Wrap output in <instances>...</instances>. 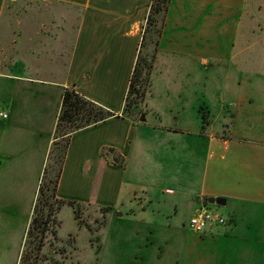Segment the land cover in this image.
<instances>
[{"label":"rangeland","instance_id":"1","mask_svg":"<svg viewBox=\"0 0 264 264\" xmlns=\"http://www.w3.org/2000/svg\"><path fill=\"white\" fill-rule=\"evenodd\" d=\"M234 1L238 4L236 26L229 23V17L223 18V13L226 12H221L219 7L212 3L207 2L201 6L196 2L195 5H189L187 3L189 1L181 3L180 0H151L136 54V57L139 55L148 60L153 57L152 69L148 77L149 85L145 87L142 100L135 112L127 113L123 110V115L136 121L140 120L145 96L150 91L148 107H153V112H150L148 117L149 123L152 126H168L177 120L178 125L180 124L185 131L180 144L195 139L194 135L199 131L205 132V137L209 136L210 131L213 135L230 136L232 115L235 116L236 136L244 134L258 137L264 133V0ZM41 4L37 0H7L0 20V113L8 115L7 111L12 112L7 119H0V167H2L0 169V264H138V260L140 262L142 259L138 256L143 254L147 257V264H175L174 253L176 247L180 245V235L188 229L186 218L190 215H187L189 211L187 204L195 202V198L199 197L192 193L198 191V181L202 174L199 166L200 153L193 151L192 156L190 154L185 156L186 151L181 155L179 148L171 152L169 146H174V142L179 138L161 134L159 140L158 135L154 136L159 132L150 127L140 130L148 133V140L156 141V145H160L161 153H158V160L162 165L156 164L155 173L145 179L143 177V182L155 181L156 184L163 186L161 189L168 186L177 191L172 197L174 199L162 195L163 198L169 197L171 200H169V216L176 213L170 212L172 201H177L178 205L177 215L166 218L170 224L169 254L163 249L160 258H156V249H148L145 252L143 248L141 251L138 250L137 244H140V241L132 232L134 228L132 222L121 225L114 221L109 223L105 218L106 210L90 207H79L76 219L73 209L71 214L70 207L55 209L54 205L53 212L49 215L51 222L47 224V231L39 238V242L33 240L32 235L35 232L27 235L32 208L36 202L39 186L44 180L45 171L52 165V170H48L50 172L48 178L52 180L58 167V156L67 139L65 135L64 139L59 137L55 140L54 128L52 144L55 141L57 148L54 149L52 159H49V153L53 146L51 145L52 148L49 149L34 199L32 182L35 184V176L32 181V175L28 172L33 165L32 161L36 160L37 163V159L44 152L45 133L41 128L46 127L48 120L54 115L57 106L55 94L57 88L48 86L47 83L13 77L19 78L26 72L25 65H22L19 47L21 32L19 23L22 12L27 8L48 12L61 9L53 5L44 7L45 5ZM185 7L187 13L182 27L170 24L165 33V42L163 40L165 45H169V36H171L181 49L179 53L171 56L175 60L169 57V53H167L168 57L162 53L160 55L162 59H158V69L154 71L156 52L166 17L170 11L172 13L184 11ZM154 9L156 10L153 11ZM183 11L181 18L184 15ZM34 20L31 25L33 29L36 28V19ZM42 20H48L47 16H43ZM189 29L195 33L191 35ZM44 31L33 38V43L38 44L39 49H36L35 45L32 48H34L33 53L43 52L49 58L50 52L54 54L58 51L41 49L43 47L52 49L51 44L59 43L61 37L53 31L54 35L52 30ZM46 42L50 44L45 45ZM42 43L44 45H41ZM199 48L207 55L199 57L204 59L199 66L201 73L195 71L193 59ZM33 63V68H37L36 62ZM176 70L180 72L177 73ZM32 73L27 74L32 75ZM44 75L50 76L48 72ZM7 76L11 79L7 80ZM41 88H47L52 92L51 98L44 102L38 94ZM43 122L45 125L41 124ZM27 160L29 169L23 172L21 165L27 164ZM23 177L27 184L26 188H24L26 184L23 187L17 184L23 182ZM163 179H167L169 185H165ZM49 203L43 200L37 205L39 210L37 217L42 216L44 220ZM204 204L203 206L226 220L222 228L226 227L233 217L229 210L238 206L231 202L224 206L209 205L206 202ZM235 210L238 215L237 217L234 215L237 227L232 234L239 238L245 235L253 236L255 230L249 231L245 228L253 219L249 217L251 212L246 210L240 212L237 208ZM154 219L155 222L160 223L165 220L159 215ZM235 264H238L237 260Z\"/></svg>","mask_w":264,"mask_h":264},{"label":"crops","instance_id":"2","mask_svg":"<svg viewBox=\"0 0 264 264\" xmlns=\"http://www.w3.org/2000/svg\"><path fill=\"white\" fill-rule=\"evenodd\" d=\"M37 1L45 5L44 7L53 5L61 9L48 12L37 8L36 10L27 8L22 12L19 23L21 27L20 57L26 72L19 78L17 76L13 78L47 83L48 86L57 88L56 110L46 127L41 128L45 133L44 152L37 159V163L36 160L32 161L33 165L28 172L32 175V181L35 176V184L32 182L34 199L39 176L52 145V132L60 110L63 91L74 89L86 99L113 112L115 116L70 136L56 187L57 199L75 202L79 207L106 210L105 218L109 223L114 221L121 225L132 222L134 227L132 232L140 241V244H137L138 250L141 251L143 248L145 252L148 249H156V258H160L159 255L163 254V249L169 254L170 224L166 218L177 215L178 205L177 201H172L170 212L176 213L169 216L170 199L163 198L162 195L174 199L172 197L177 191L168 186L161 189L163 186L156 184L154 180L153 183L143 182L145 177L155 173L156 164L162 165L158 160V153H161L160 145H156V141L148 140V133L142 131L150 127L159 132L154 135H158L159 140L161 134L179 138L176 141L177 144L174 142V146H169L171 152L179 148L181 155H184L183 152L186 151L185 156L188 154L192 156L193 151L200 153L199 166H201L202 174L198 181V191L192 193L199 197L195 198L196 203L188 202L187 215L190 216H187L186 222L205 205L207 199L223 198L226 201L225 205L231 202L238 205L235 208L240 212L241 210L251 212L249 217L253 219L245 228L256 232L253 236L245 235L242 236L243 238L232 234L237 227L235 217L238 216L235 208H232L229 212L233 217L224 228L212 226L200 234L189 229L184 230L179 238L180 245L175 249L174 263L235 264L237 260L238 264H264V133L258 137L244 134L236 136L235 116L232 115L230 136L213 135L210 131L209 136L205 137V132L199 131L194 135L195 139L180 144L185 131L180 124L178 125L177 120L168 126H152L149 123L148 117L150 112H153V107H148L150 91L145 96L140 120L136 121L123 115L128 81L151 0ZM180 1L181 3L189 1L187 2L189 5L197 3L201 6L207 2L212 3L219 7L221 12H226L223 13V18L229 17L231 25L237 24L238 4L234 0L232 3L231 0ZM6 2L7 0H0V20ZM182 11H174V13L170 11L166 17L156 52L154 71L158 69L157 63L158 59H162L160 56L162 53L166 57L169 53V57L172 58L171 56L179 53L181 49L171 36H169V45H165L164 38L170 24L182 27L187 13L186 7L181 18ZM43 16H47L48 20L43 21ZM34 18L36 19L35 29L31 26L35 22ZM44 30H52L61 37L59 43L51 44L52 49L45 47L41 49L58 51L54 54L50 52L49 58L43 52L42 54L33 53L34 48H32L35 45V48L39 49V45L33 43V38L44 33ZM189 31L191 35L195 33L191 29ZM200 49L193 58L194 69L199 73H201L199 66L204 60L199 57L207 56ZM34 61L37 68H33ZM28 72L33 73L29 75ZM45 72H48L50 76L45 77ZM176 72L179 73L180 70ZM9 79L11 78L7 76V80ZM51 93L47 88H41L38 94L44 102L51 98ZM7 112L8 118L12 112ZM44 123L41 124L45 125ZM169 144L172 145L171 142ZM21 168L23 172L28 171V160L27 164L21 165ZM23 179L22 183L17 182L22 187L26 184L25 177ZM163 181L165 185H169L167 179ZM27 182H30L29 177ZM159 185L161 186L157 187ZM26 187L27 184L24 188ZM69 209L72 214L71 208ZM156 215L164 217L165 220L161 223L155 222ZM138 258L144 259L143 261L140 259L141 263L138 260V264H147L146 255L143 254Z\"/></svg>","mask_w":264,"mask_h":264},{"label":"trees","instance_id":"3","mask_svg":"<svg viewBox=\"0 0 264 264\" xmlns=\"http://www.w3.org/2000/svg\"><path fill=\"white\" fill-rule=\"evenodd\" d=\"M154 9L153 11H155ZM153 57L146 59L145 57L137 55L135 63L128 81L127 92L124 100V111L127 113H133L138 108L140 101L142 100L145 87L149 85L148 77L150 76L152 69ZM115 114L103 106L86 99L74 89H65L61 98V106L59 113L57 115L56 124H55V140L57 138L64 139V136L67 135V139L63 145L62 151L60 152L58 158V167L54 171L55 175L52 180L48 178L52 170V165H50L44 174V180L39 186L36 202L32 208V218L27 229V235L33 234L34 242H39V238L44 235L47 231V224L51 222L49 215L53 212V206L55 209L60 207L67 206L73 209L75 218L77 219V209L79 205L71 201L59 200L55 197L56 187L58 179L62 169V163L65 156L66 148L70 139V136L82 129L95 126L101 122H104L112 117ZM203 118L201 117V121ZM53 148L50 150L49 159H52L54 149L57 148V143L54 141L52 144ZM49 201L48 212L45 214L44 220L39 214L38 204L42 201ZM40 236V237H39Z\"/></svg>","mask_w":264,"mask_h":264},{"label":"built area","instance_id":"4","mask_svg":"<svg viewBox=\"0 0 264 264\" xmlns=\"http://www.w3.org/2000/svg\"><path fill=\"white\" fill-rule=\"evenodd\" d=\"M0 118L6 119L7 115L0 113ZM225 224L226 220L223 217L203 206L188 220L187 227L192 232L200 234L212 226H223Z\"/></svg>","mask_w":264,"mask_h":264},{"label":"water","instance_id":"5","mask_svg":"<svg viewBox=\"0 0 264 264\" xmlns=\"http://www.w3.org/2000/svg\"><path fill=\"white\" fill-rule=\"evenodd\" d=\"M225 202L226 201L223 198H209L206 201V203L209 205H217V206H224Z\"/></svg>","mask_w":264,"mask_h":264}]
</instances>
